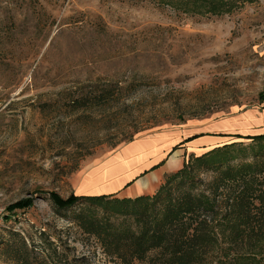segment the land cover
<instances>
[{"label": "rangeland", "instance_id": "1", "mask_svg": "<svg viewBox=\"0 0 264 264\" xmlns=\"http://www.w3.org/2000/svg\"><path fill=\"white\" fill-rule=\"evenodd\" d=\"M263 119L264 0H0V264H119L52 195L122 198L179 134L235 141L171 192L227 168L264 189Z\"/></svg>", "mask_w": 264, "mask_h": 264}, {"label": "trees", "instance_id": "2", "mask_svg": "<svg viewBox=\"0 0 264 264\" xmlns=\"http://www.w3.org/2000/svg\"><path fill=\"white\" fill-rule=\"evenodd\" d=\"M189 13L196 15V10ZM255 137L264 138V133L245 138ZM189 168L187 163L167 175L153 196L52 197L58 209L83 204L76 223L119 264H264V189L254 187L256 174L221 169L206 191L180 179L171 192L169 186L178 174L188 178Z\"/></svg>", "mask_w": 264, "mask_h": 264}, {"label": "crops", "instance_id": "3", "mask_svg": "<svg viewBox=\"0 0 264 264\" xmlns=\"http://www.w3.org/2000/svg\"><path fill=\"white\" fill-rule=\"evenodd\" d=\"M258 114L259 113H257L256 111L250 113L249 117H257ZM241 116H246V115H241ZM260 123L261 125L264 126V119ZM245 124L246 123L238 125L236 129L232 131H228L227 133L252 134L256 130L255 129L256 127L252 130H244L239 128L240 126ZM187 137L188 135L179 134V137L176 138V140H173L174 142L172 141V143L168 145L167 148L161 149V152L158 150L155 151V158L149 161V164H147L144 161V163H142V165L140 166L141 168L139 167L140 169L134 172L131 176L130 174L127 175L125 173L118 174L124 177V180L121 181L122 185L128 181L124 186L123 190L119 193V195L122 198H135L142 195L153 196L159 190L161 185L164 183V180L167 177V175L171 173H175L184 167L186 155H189L191 153L199 154V152L202 153L208 151L211 148L213 149L221 145L227 144L230 141H235L233 137H227V136L224 137L222 136L215 137L210 135L199 136L181 145L179 149L175 150L165 160L164 164L158 166L159 162L161 161L160 159L164 158L166 153L171 151V148L174 145L180 143ZM164 140H166L165 137ZM137 165L138 163H135V165L133 166H137ZM145 170H147V172H144ZM133 176H135L134 179L129 181V179L132 178Z\"/></svg>", "mask_w": 264, "mask_h": 264}]
</instances>
